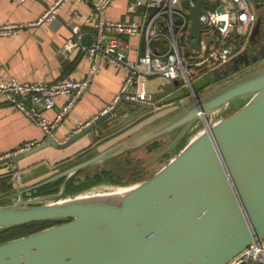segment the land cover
<instances>
[{"label": "water", "instance_id": "obj_1", "mask_svg": "<svg viewBox=\"0 0 264 264\" xmlns=\"http://www.w3.org/2000/svg\"><path fill=\"white\" fill-rule=\"evenodd\" d=\"M191 10L192 39L187 53L200 47L203 24L201 2ZM260 58H264V37L253 60ZM243 67L227 69L225 75L215 70L184 86L176 79L174 88L158 93L153 102L123 96L93 114L88 125L66 140L49 133L37 145L1 158L0 169L10 167L20 184L49 175L9 194L12 201L0 204V230L36 220L62 221L0 242V264H227L249 245L261 242L264 63L202 94ZM177 102L181 106L170 115L159 116L153 124L63 170L50 173L51 166L45 161L33 168L21 167L22 159L48 146L66 148L87 134L97 143L157 108ZM232 102L238 105L234 112L210 120ZM199 119L205 120L206 128L153 175L119 185L130 187L124 194L100 196L94 193L101 191L82 190L66 194L74 174L75 183L80 184L87 168L98 164L102 169L109 158L179 130L145 165L165 155ZM60 178L58 191L38 194L42 185ZM50 197L54 199L40 202Z\"/></svg>", "mask_w": 264, "mask_h": 264}, {"label": "built area", "instance_id": "obj_2", "mask_svg": "<svg viewBox=\"0 0 264 264\" xmlns=\"http://www.w3.org/2000/svg\"><path fill=\"white\" fill-rule=\"evenodd\" d=\"M24 1V0H19ZM68 0L51 2L44 13L33 23L43 22L57 15L59 7ZM188 1V5L185 4ZM201 2L200 47H191L192 7ZM113 0H100L86 23L91 27L93 40L84 43L79 25L73 32L79 41L70 40L65 52L80 43L81 48L93 59L89 75L83 79L65 77L53 82L21 81L15 76L0 77V99L19 108L32 121L42 126L47 134L53 133L64 115L72 108L89 87L92 76L105 64L124 70L126 77L114 97L155 101V93L147 86L149 77L161 76L169 82L178 79L181 85L190 84L200 76L222 70L247 47L258 18L254 0H132L130 10L140 12L132 19H112L106 9ZM27 23L0 25V34H7ZM127 36H139L145 41V51L135 57L129 55ZM61 96L67 102L53 120L44 110L54 107ZM105 110V109H104ZM93 118L80 120L74 132L88 125ZM40 141L26 140L14 150L0 152V159L18 151L27 150ZM264 264V239L253 243L233 257L227 264Z\"/></svg>", "mask_w": 264, "mask_h": 264}, {"label": "crops", "instance_id": "obj_3", "mask_svg": "<svg viewBox=\"0 0 264 264\" xmlns=\"http://www.w3.org/2000/svg\"><path fill=\"white\" fill-rule=\"evenodd\" d=\"M55 0H0V25L7 23H27L7 34H0V77L15 76L21 81L53 82L65 77L83 79L89 75L93 59L81 48L80 43L64 51L70 40L79 41L73 32V26L79 25L83 33L81 39L90 44L93 40L91 27L86 19L94 8V0H68L62 4L57 15L39 23L36 21ZM132 0H113L106 13L112 19H132L140 12H133L129 6ZM130 42L129 55L135 57L145 51V41L139 36H127ZM126 72L112 64H105L90 80L89 87L82 93L72 108L64 115L53 133L58 140L68 138L80 120H87L96 112L105 108L119 92ZM174 83V82H173ZM172 82L161 76L149 77L148 89L165 94ZM67 96H61L54 107L44 110L48 119L53 120L67 102ZM181 102L157 108L134 123L114 132L97 143L92 142V135L87 134L66 148L48 146L20 161L22 169L33 168L42 161L51 166V172L58 171L60 161L74 158L83 150L97 152L101 148L118 142L151 124L159 116L173 113ZM163 114V115H162ZM166 115V116H167ZM47 132L39 124L27 117L19 108L5 99H0V152L14 150L26 140L42 141ZM49 173L20 184L10 167L0 169V177L8 178L17 190L26 188ZM12 196L0 192V199Z\"/></svg>", "mask_w": 264, "mask_h": 264}, {"label": "trees", "instance_id": "obj_4", "mask_svg": "<svg viewBox=\"0 0 264 264\" xmlns=\"http://www.w3.org/2000/svg\"><path fill=\"white\" fill-rule=\"evenodd\" d=\"M173 88H174V83L167 86L168 90H171ZM146 145L149 151H154L162 146V141L156 139L149 142ZM85 150H83V152H81L80 155L86 153ZM130 151L132 150L122 152L118 155L109 158L106 162V165L102 169L98 168L94 173L91 174L87 173L86 179L82 180L80 184L75 183L76 177L73 176L68 182L66 193H74L75 191L78 192L98 183L110 182L113 184L116 183L120 184V183H128L131 181H138L149 177L150 175H147L146 173V167H145L146 165H144V167L140 165V163L142 162L141 158L134 159L131 156ZM66 160H62L60 161V163H63ZM62 181L63 178H60L55 181L42 185L38 189V194L52 193L58 191ZM12 186H13L12 183L8 182L7 177L6 178L0 177V192L6 193L8 191H11L13 188ZM59 221L62 220L43 219V220H36L25 224L2 229L0 230V242L6 241L8 239L17 236L29 234L31 232L37 231L39 229H42Z\"/></svg>", "mask_w": 264, "mask_h": 264}, {"label": "rangeland", "instance_id": "obj_5", "mask_svg": "<svg viewBox=\"0 0 264 264\" xmlns=\"http://www.w3.org/2000/svg\"><path fill=\"white\" fill-rule=\"evenodd\" d=\"M262 63H264V60L259 61L257 63H252L249 66H244L242 69L237 70V71H233L231 74H229L228 76H226L225 78L221 79L220 81H218L217 83L213 84L209 89L202 91V94H207L229 82H231L232 80H235L236 78L242 76L243 74L249 72L250 70L258 67L259 65H261ZM245 99L242 101V103H245ZM238 108L237 102H232L231 104H229L223 114L220 113H214L213 115H211L210 120L215 121L217 120L219 117L223 116H227L228 114L234 112L236 109ZM177 109V108H176ZM226 111V112H225ZM167 114H165L164 116H166ZM218 117V118H217ZM206 128V122L203 119H199L197 120L192 126L191 128L188 130V132L185 134V136L181 139V141L178 143V145L173 148L170 149L166 154L168 155H162L159 158L153 160L152 162H150L149 164H147L146 167V173L147 175H153L156 171H158L161 167H163L170 159L171 157H173L174 155H176V153L179 151V149L188 141L190 140L192 137H194L198 132H200L201 130ZM198 130V131H197ZM179 133V130H175L167 135H164L163 137L159 138V140L162 141V146L159 149H156L154 151H149V149L147 148V145H143L141 147H138L136 149H133L132 151H130L131 156L134 159L137 158H141L142 162L140 163L141 166L144 167L145 162H147L148 160H150L153 156H155V154H157V152L159 150H161V148L167 146L170 142H172L173 139H175V137L177 136V134ZM95 154V151H93V149H90L89 151H87L84 154L78 155L74 158H70L68 160H66L65 162L57 165V169L58 171L63 170L83 159H86L87 157L91 156ZM99 168V165L96 164L92 167H89L85 170L86 173H94L97 169ZM77 179V178H75ZM140 181V180H138ZM132 182H136V181H131L128 183H132ZM99 184V185H98ZM98 184H94L93 186H90L88 188H85L87 190H82V192L84 191H103V190H114L116 187H118L119 185H124L122 183H116L115 185L113 183L110 184V182H106V183H98ZM110 184V185H109ZM127 184V183H126ZM12 190L6 192L7 194H12L13 192L17 191V188L15 186H12ZM77 193V192H74ZM74 193H66V194H74ZM54 199V197H50V198H44L41 199L40 202H45L48 200ZM12 200L10 198L7 199H0V204L2 203H9Z\"/></svg>", "mask_w": 264, "mask_h": 264}, {"label": "flooded vegetation", "instance_id": "obj_6", "mask_svg": "<svg viewBox=\"0 0 264 264\" xmlns=\"http://www.w3.org/2000/svg\"><path fill=\"white\" fill-rule=\"evenodd\" d=\"M255 2V7L258 12V18L256 21V24L254 26V29L251 33V36L249 38V43L245 50L237 56L233 61L229 62L226 67L220 71H218V75H225V71L227 69H234L238 65L246 66L245 63L249 62V65L252 63H257L259 61L264 60V58H260L256 61H254L255 55H257V50L263 41L264 37V21H263V13H264V0H254ZM247 65V66H249ZM77 178V173L74 174Z\"/></svg>", "mask_w": 264, "mask_h": 264}, {"label": "bare ground", "instance_id": "obj_7", "mask_svg": "<svg viewBox=\"0 0 264 264\" xmlns=\"http://www.w3.org/2000/svg\"><path fill=\"white\" fill-rule=\"evenodd\" d=\"M226 112V111H225ZM221 114V113H220ZM218 118V117H217ZM198 131V130H197ZM111 184V183H110ZM109 184V185H110ZM124 184V183H122ZM126 184V183H125ZM99 185V184H98ZM115 185V184H114ZM130 189V187H127V186H119V187H116L114 190H103L101 192H97V193H94V194H97V195H100V196H111V197H114V196H118V195H121V194H124L126 191H128ZM87 190V189H85ZM76 192V191H75Z\"/></svg>", "mask_w": 264, "mask_h": 264}]
</instances>
